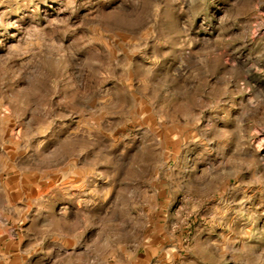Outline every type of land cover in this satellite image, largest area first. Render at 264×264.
Masks as SVG:
<instances>
[{"label": "rangeland", "instance_id": "obj_1", "mask_svg": "<svg viewBox=\"0 0 264 264\" xmlns=\"http://www.w3.org/2000/svg\"><path fill=\"white\" fill-rule=\"evenodd\" d=\"M25 230L72 264H264V0H0V232Z\"/></svg>", "mask_w": 264, "mask_h": 264}, {"label": "crops", "instance_id": "obj_2", "mask_svg": "<svg viewBox=\"0 0 264 264\" xmlns=\"http://www.w3.org/2000/svg\"><path fill=\"white\" fill-rule=\"evenodd\" d=\"M58 245L57 236H46L43 230H25L16 239L3 231L0 232V264H72L77 260L78 255L74 253L68 262V255L62 256ZM80 255L82 261L89 263L93 257L86 253Z\"/></svg>", "mask_w": 264, "mask_h": 264}]
</instances>
